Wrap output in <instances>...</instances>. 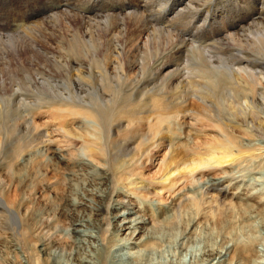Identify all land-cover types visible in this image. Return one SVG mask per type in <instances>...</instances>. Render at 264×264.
Masks as SVG:
<instances>
[{"label": "rangeland", "instance_id": "374dc122", "mask_svg": "<svg viewBox=\"0 0 264 264\" xmlns=\"http://www.w3.org/2000/svg\"><path fill=\"white\" fill-rule=\"evenodd\" d=\"M263 7L264 0H0V111L2 110L3 112H0V127L2 129H0V141H2L0 142V263L29 264V252H31L30 247L33 244L39 248L41 243L47 242L52 246L65 248L68 245L67 241H69L68 238L66 239L67 230L69 228L70 230L72 229V225L78 217L72 216L73 218L68 219L62 216L60 211L51 215V219L53 217L52 222L47 221L45 217L48 211L55 209V205H58V201L62 197H66L65 195L71 192L68 184H66L67 181L64 179L63 167H68V163L71 160L93 164V166L98 165L97 167H107L105 163H102L101 166L100 156H96V158L91 156L92 154L89 155L86 144L81 137L84 135L83 133L77 135L79 138L66 134V131H73V134L81 132L80 128L85 123L90 129L88 135L95 139L97 138L95 133L99 132V124L82 117L73 121L72 117L66 122L69 125L64 128L62 126L63 120L57 119L56 116L54 118L53 110L57 106L53 108L52 106H47L49 104L46 103L50 101L62 102L64 98L72 101L70 98H75L78 102L89 104V102L79 99V96L84 97L85 94L82 95L77 91L72 93V91L68 90V86L77 82V76L84 69L90 70L91 65L95 66L94 63L92 64V59H101L104 56L103 52L107 51L104 46L107 39L104 37L106 33L112 32L111 34H113L114 32L110 39L108 37L111 41H116L114 38H118V36H126L128 39L125 37L124 41L128 43V56L133 61V64L139 61V64L145 63L148 65L146 66L147 69L144 65V75L140 76L141 81L139 80V83L143 81V85H139L138 82L135 83L132 80L135 77V70H133L134 72L131 71L127 77H124L127 83L125 89L133 88V85L135 90L133 96L136 98L145 89L153 90L159 86L162 82V78H160L162 69L160 68H162L163 63L172 65L173 69L178 70L177 75L180 74L186 77L193 73L195 69L201 73V63L206 60L213 62L214 65H221L220 68H229L230 65V68L233 67V70L236 71L238 67H244V65L239 64L240 61L249 57L246 60H252L255 63H250L249 69L248 67L247 69H252L253 72H263L264 63L262 62H264V59L262 58L264 56L259 54L262 53L264 55V46L257 44L258 39L261 37L258 35H264V15H259ZM122 21L124 23L128 22L125 24L129 26L116 30V27L108 24H111V22L121 23ZM242 25H244L245 32H242L244 30ZM130 26L133 28L132 31L128 30L132 29ZM241 28V33H237L238 29ZM136 29L137 33H135ZM248 29L250 32H248ZM91 31L101 46H99L100 48L98 47L97 51H94V55V49L92 50L90 44ZM116 31L122 32H117L116 34ZM136 34H139V36ZM149 36L150 40L151 36H154V39H152L155 41L151 42L153 41L151 40L149 42ZM240 42L241 44L239 45ZM150 43H153V45ZM245 43H249V45ZM155 45L156 50H154ZM255 45H257L256 48ZM142 46L143 48H141ZM139 49L140 51H138ZM143 49L145 53H143ZM154 52L157 55L153 54ZM160 53L164 55L161 56ZM256 54L261 58L259 56L258 58ZM141 57L142 59L140 60L139 58ZM143 57H146L145 61H143ZM246 60L244 61L246 62ZM156 61L157 63H155ZM226 63L229 65L227 66ZM253 63L256 67H253ZM131 76L133 77L131 78ZM147 80L148 82H146ZM66 81H69V83ZM196 102H200L198 98L190 97L184 104L196 111V108L198 109ZM195 111L178 113L176 123L185 124L186 127L184 126L185 129H183L179 125L176 126L177 131L181 135L175 136L174 143L178 142V136L181 139L189 140L188 142L193 145L196 144L197 140L194 137L198 133L205 134L200 131V126H197L198 119L196 118L198 115L194 114ZM6 116L11 118H6ZM59 120L62 121L60 122ZM3 124L7 126L4 127ZM1 131H4V133L2 132L4 135ZM217 134V132L211 133V135ZM2 135L7 138L5 137L4 139ZM237 135L243 134L238 132ZM152 140L153 138L151 142L149 141L150 144L153 143ZM153 141L155 142L156 139ZM156 146L149 148L143 158L137 162L138 166L143 163L147 165L145 170L140 171L142 174L130 176V180L126 181L127 183L135 182L149 186L160 180L159 175L161 174H159V171L161 164L169 155L170 150L158 147L156 149ZM258 152L260 153L262 150H258L256 153ZM152 155H155V158L151 161ZM256 157L254 156L253 158L252 156L249 158L247 156V161L245 159L240 160L232 166L221 168L223 170L218 168L212 172L206 171V173L194 175L178 182L170 192L162 191L158 195L150 194L147 197H143L145 196L144 194L136 192L135 194L131 187H128L129 185L120 182L112 201L111 220L113 221L119 214L123 213L135 214L133 216L137 218L142 216L146 217V219L156 218V213L159 212V209L170 207L172 197L176 196L178 192L181 193L186 186L201 187L208 176L214 178L223 177L228 181V187L223 199H219L221 201L217 203L214 200L215 191L203 189L204 207L201 205L202 207H198L199 210H197L195 207H190L192 206L190 204L186 205L188 202L182 205V209L180 208L181 213L179 214L182 221L178 219L177 222L179 224L175 223L172 225L174 227H170L171 230L167 227L162 232L163 239H166L164 243V247H166L161 249L160 254L163 253L161 255L162 257L165 255V259L160 257L159 252L155 253L154 258L158 256L162 261L158 258V260L156 259L157 262L160 260L168 264H175V262L172 263V260H176V263H182L185 261L184 258H186L185 262L188 261L187 264H194L195 262L202 264L206 260L204 254L210 248H208L207 243L211 241L210 245L214 244V249L223 248L218 249V251L227 250L224 251L226 255L219 260L217 259L215 263L231 264V261H235L236 263L233 262L232 264H243L237 259L233 260L234 257L232 256L237 257L236 252L244 249L242 245L244 246L247 243L246 245L249 246L251 240L254 239V243L257 244L259 258H261L256 264H264V231L262 228L264 227V219L261 221L257 220L258 222L253 221L254 223L251 222L250 225L253 226L246 225L249 228H245V225L243 227L240 221L236 220L240 219V215L243 214L241 205L245 202L255 204L258 207L264 205V167L262 169L259 164L261 162L259 156L258 158ZM222 171L225 172L223 173ZM57 172L60 173L58 174ZM232 173L237 177L232 175ZM238 180L240 185L237 182ZM234 183L240 188L235 189ZM81 185L82 182L79 183V187ZM260 198L263 200L261 199L262 201L259 204L256 203ZM3 205L6 209L9 208L7 210H12L11 213L14 216L6 212L7 210H1L4 208ZM148 205L153 210L148 212ZM150 207L149 209H151ZM84 212H87V210H84ZM169 213V215H173L174 211L172 210ZM198 213L200 216H197ZM133 216L129 215L127 219ZM191 216L192 218L196 216L194 218L200 219V221L192 229V233L186 234L181 225L185 222L184 220H187L186 217H189L187 220L189 221ZM233 216L234 218L237 216V218L233 219ZM230 218L235 220L231 221V224L229 222ZM122 219L124 218H120L119 221ZM129 220L126 221L128 222ZM225 222L226 224H224ZM227 222L229 223L227 224ZM120 223H115L117 227L115 231L111 230L112 234L109 233L108 237L117 240L116 242L120 241L119 246L123 244L121 248L130 256H140V249L123 243L125 241L122 240L126 239L127 235L133 230L120 232ZM177 224L181 228H178ZM228 225L230 226L228 227ZM157 226L158 223L155 222L152 229L157 230ZM52 228L55 230H52ZM227 230H230V233H227ZM117 234L120 235L117 237ZM228 234L229 236H227ZM158 236L161 235L158 233ZM228 241H230V244ZM177 242L185 245L187 248L183 247L186 250L181 247L182 245L177 246ZM240 243L243 244L238 245ZM179 246L181 247L180 250ZM186 251L189 252L187 253ZM149 254L145 255L143 252L144 257L147 256L146 259L149 258ZM176 255L175 259L174 256ZM39 256L37 258L41 260ZM166 258H169L168 260L171 263ZM177 260H182V262ZM129 261L128 263L132 264L133 259Z\"/></svg>", "mask_w": 264, "mask_h": 264}, {"label": "bare ground", "instance_id": "6f19581e", "mask_svg": "<svg viewBox=\"0 0 264 264\" xmlns=\"http://www.w3.org/2000/svg\"><path fill=\"white\" fill-rule=\"evenodd\" d=\"M263 10L264 7L261 12L259 11L260 14L259 13L258 14L261 16L264 15ZM125 23L122 21L121 23L111 22V24L110 23L108 24L110 26L116 27V30H118L121 28H125L126 26H129L126 25L128 22L126 24ZM243 26L244 25H242V28ZM130 28L132 27L130 26ZM242 28L238 29L239 31L237 33H239L242 30ZM128 30L132 31L133 28L131 30L130 29ZM117 32L118 31H116V34ZM242 32H245V29ZM248 32H250L249 29ZM111 33L112 32L106 33L104 37H106L107 39L109 37L110 39V37L114 34V32L113 34ZM135 33H137V29ZM129 34L128 36L131 37ZM231 34L233 35V33ZM137 36H139V34ZM258 36L261 37L258 39L257 44H261L263 47L264 35H258ZM125 37L118 36V38L117 37L114 38L116 41H111L109 39L108 40L106 39L105 41L106 44L104 46L107 51L105 53L103 52L104 56L101 59L99 58L92 59V64L94 63L95 66L91 65L90 70L84 69V71H82L81 74L77 76L76 79L77 82L70 84L68 86L69 87L68 90L72 91V93L73 92L75 93V91H77L80 92L82 95L85 94L84 97L79 96V99L81 101H87L89 102V104L78 102L75 98H70L72 99V101L68 100V98H64L62 102L61 101L46 102L47 104H49L47 106H52L53 108L57 106L53 110L54 118L56 116L57 119H62L63 120L62 126L64 128H66L69 125L66 124V122H68V119L72 117H73L72 119L73 121L78 119L79 117H82V118H86L87 120L95 121L96 123L99 124L100 127L98 129L99 132L95 133V135L97 136V138L95 139H92L88 135L90 129L85 123L81 128L79 127L81 129V132H76L73 134V131H66V134L73 136L75 138H79L77 135L83 133L84 135H82L81 137L83 138L84 143L86 144V148L88 149L87 151L89 155L92 154L91 156L93 157L100 156L99 159L101 161L100 162L101 166L102 163L103 164L105 163L107 167H97L98 165L93 166V164L91 165L89 163H81L79 161L76 162L73 160H71L69 163L67 161L69 166L68 167L66 166V168L63 167V172H64V179L67 181L66 184H68L69 186L68 188H70L71 192L69 191L70 193L68 195H65L66 197H62L59 201L57 200L58 205L55 203L56 204L55 209H51V211H48L45 217L47 218V221L52 222L53 217L51 219V215L53 213H56L57 211H60L62 216H65L68 219L71 218L72 216H77L78 219L73 223L72 229L70 230L69 228L67 230L66 239L68 238L69 241H67L68 245H66L67 242L65 243L66 245L65 248L64 247L62 248V246L61 247L52 246L50 243H47L45 241H44L45 243H41L39 245V248L36 247L35 244H33V246L30 247L31 252H29L30 253L29 264H129L128 263L130 262L129 260L132 259H133L132 264H168V263H163L164 261L161 262L162 259L165 257V255H163L162 257L161 254L163 253L160 254V252L162 248L166 247V246L164 247V243L166 239L164 240L162 237L163 230L167 227L170 228L175 223H178L177 222L178 219L180 220L181 218L179 217L180 216L179 214L181 213L180 208L186 202H188V204L186 205L190 204L192 205L190 207L192 208L195 207V209L197 208V210H199V208L203 206V202H204V195L202 192L203 189L211 190L213 192L215 191L216 195L214 200L217 203L221 201L219 199H223V197L225 196L227 190L226 188L228 187L227 186L228 181H226L225 178L223 177L214 178L208 176L205 183L201 187H197V186L194 187L193 185L186 186L185 188H183V191L181 193L178 192L176 196L172 197V200L170 202L171 210L170 207L159 209V212L156 213L157 214L156 218L152 217L150 219H146V217L144 216H142L141 218L140 217L137 218L133 216L135 214L123 213V214H119L117 218L115 217L116 219L112 221L111 220L112 218L110 217V212L113 210V208L111 206L113 203L112 202L113 197L116 194V190L117 187L119 186V183L120 182L126 183L127 185H129L128 187H131L134 193L135 192L138 194L142 193L145 195L143 197H147L150 194L158 195L162 191L170 192L171 190H173V188L177 185L178 182L188 179L189 177H192L194 175L206 173V171L212 172L218 168L221 169L223 167H229L232 166L233 164H236V162L240 160L242 161L243 159L247 161L246 160L247 156H249V158H251L252 156L253 158L254 156L255 157L257 156L256 158H258L259 156V159H261V162L259 164L262 166V169L264 167V156H263L264 154V73L263 72L264 71L258 72L255 69L256 72H253L252 69L248 70L249 69L248 66L250 65V63L254 61L246 60L249 59V57L247 56L248 58L243 59L239 63L240 65H244V67H238L236 71H234L233 67L230 68L229 64H228L229 68H225V67L220 68L221 65L220 66L214 65L213 62L205 59L206 61L201 63V73H199L198 70L195 69L193 73H190L189 76L186 77H183V75L180 74L177 75L178 70L176 71L175 69H173V66L170 64L163 63V65L161 66L162 68H160L157 65L160 69H162V73L160 77L162 78V82L159 84V86L156 89L154 88L153 90L145 89L139 96H136V98H134L133 96V93H135L134 86L132 85L133 88H129L128 90H126L125 88L127 86V83L125 82L124 77H127L128 75H130L129 73H131V71L135 70L136 71L135 77L132 80L135 83L136 82L139 83V80L141 81L140 76L142 74L144 75L143 73L145 71L143 70L145 69L144 65L145 67L148 65L145 63L139 64L138 63L139 61L133 64V61L130 60L128 56L129 54L128 43L124 41ZM153 37L151 36V40L154 39ZM126 39L128 38L126 37ZM90 40H91L90 42L91 48L92 50L94 49L93 50V55H94V51L98 50L100 43L96 41L94 37V33L92 31L90 35ZM151 40L149 36V42ZM154 41L155 40L151 42ZM149 42L147 43L149 44ZM150 44L153 45V43ZM240 44L241 42L239 43V45ZM245 44L249 45V43H245ZM256 46L257 45H255V48ZM141 48H143V46ZM155 48L156 45L154 47V50H156ZM140 49L138 51H140ZM143 53H145L144 49H143ZM155 53L156 52H154L153 54ZM139 54L141 55L140 52ZM160 55L163 56L164 54L162 55L160 53ZM256 55L257 57L259 55L264 56L262 53ZM145 58L143 61H145ZM139 59L141 60L142 57ZM244 60H246V62ZM155 63H157V61ZM223 64L225 65V63ZM253 67H256V65H254ZM132 77L133 76H131V78ZM152 79L154 80V78ZM66 82L69 83V81ZM146 82H148V80ZM139 85H143V81L140 82ZM190 97L198 98L200 101V102H196V105L198 107V109L195 107L196 111L192 110V107L190 108L187 104H184L187 101V99H189ZM190 111H195L194 114L198 115L196 118L198 119L197 126H200L201 128L200 131L202 133L203 132L205 133V134L198 133L197 136L194 137L195 140H197L196 144L193 145L190 142H188L189 140L187 141L185 140V138L181 139L178 137L179 135H181V133L177 131L178 129L176 127L179 125L181 128L183 127V129H185L186 127L185 124L182 123L177 124L176 118L179 112L185 113ZM0 112L3 113L2 110ZM7 117L9 116H6V118ZM3 126L5 127L7 125L3 124ZM163 127H164V131H163ZM236 131L242 133L243 135H237L238 132L236 133ZM2 132L4 133V131H1V133ZM212 132H217L218 134L211 135ZM3 135L2 137H4L5 139L6 136ZM176 135H178L177 139L179 140L177 143H174ZM152 138L153 140L156 139V141L154 142L152 140L153 143L150 144L149 141L151 142ZM152 146H156L155 147L156 149L158 147V148H165L167 150L168 149L170 150L169 155L167 156V158L163 160L161 164V169L159 171V174H161L159 175L160 180L158 182L152 183V185L149 186L135 182L127 183L126 181L130 180L129 179L130 176H138L139 174H142L140 173V171L142 172L143 170H145L147 165L143 163L142 165L138 166L137 162L141 158H143L145 152L149 150V148H151ZM258 150L260 151L262 150V152L256 153ZM155 155H152L153 157H151L150 159L151 161L155 158ZM53 158H55V156H53ZM13 159H15V157H13ZM257 169L259 168L257 167ZM232 175L236 176L233 173ZM80 182H82L81 185L82 187L81 186L79 187ZM237 182L239 184V180ZM234 184L233 186L236 187L235 189H237L239 186L237 184L235 185ZM83 189L85 190L83 191ZM262 198L256 201V203L259 204V202L263 200ZM150 206L149 205L147 206L148 212L150 210H153ZM149 207L151 209H149ZM7 209L4 207L1 210H7ZM84 210H87V212H84ZM172 210L174 211V213H172L173 215H169L170 214L169 212ZM241 210L243 211V214L240 215L241 216L240 219H236L237 216H235L236 218H234L233 216V219L240 221L243 227L245 225V228H249L248 226L251 224V222L254 223L257 220L261 221L264 219V205L258 207L255 204H249L248 202H245L244 204L241 205ZM11 211L7 210L6 212H9L12 216H14V214L11 213ZM129 215H132L133 217L128 218L130 220L127 222L126 221L128 220L127 216ZM197 216H200L199 213ZM194 217L192 218L191 216V219H189V221H187L189 217L188 218L186 217L187 220H184L185 221L184 223L181 222L182 229L184 228L183 230L185 231L186 234L192 233L191 231L195 227V225L199 224L200 219L197 218L195 219ZM120 218H124V219L119 221ZM231 218L229 220L230 224L231 221H235V220H231ZM119 222H121L120 232L124 230H133V232L128 234L127 235L128 237L126 239H123L122 241H125L123 243H125V245L127 246H134V248L140 249L142 251V252L140 251L139 254L140 256L138 257L130 256L129 254L125 253L121 248L123 244L119 246L120 241L116 242L117 240H113L112 238L108 237V234L111 233L112 229L113 231H115V228L117 227L115 223H119ZM155 222L158 223L157 230L152 229L154 228L153 226ZM229 222H227V224ZM224 224H226V222ZM181 226L179 225L180 228ZM229 226L230 225H228V227ZM53 227L55 228L56 226ZM54 228H52V230ZM262 228L264 231V227ZM184 231H182V233H184ZM229 231L227 233H230ZM141 233L143 234L140 236ZM158 233L161 236H158ZM179 233L181 232L179 231ZM119 235L120 234H117L116 236L118 237ZM181 235L184 236L183 234ZM227 236H229V234ZM114 238L116 237L114 236ZM187 238L190 240L189 237ZM229 239L232 241L231 238ZM223 241L225 240L223 239ZM210 242L211 241L207 243L208 248L209 247L210 248L207 250V252L205 250L206 254H204V256L206 260L203 257L205 261L202 262V264H220V263H215V261L217 259L219 260L224 255H226V253L224 252L226 249L218 251V249H223V248H217L216 250L214 249V244H212L213 246L212 247L210 245ZM229 242L230 241H228V243ZM254 242H255L254 239L251 240V243L249 241L250 245L248 246L246 245L247 244L246 243L244 244L245 247L242 245L244 242L238 244V245H242L244 249L240 251H238L237 249L238 251L236 252L237 257L232 256L234 257L233 260L237 259L243 264H256L258 260H261V258H259V254H258L259 252L256 247L257 244ZM179 243L177 242V246L182 245V243L181 244ZM183 246L187 248L185 245H182L181 247ZM181 247L179 248V250L181 249ZM184 247L183 249H185ZM143 252L145 255L150 253L148 255L149 256L148 259H146L147 256L144 257ZM145 252H149V253L146 254ZM156 252H159V255H161L160 257L162 259L158 256L157 258H154ZM38 255H40L39 257L41 258V260L37 258ZM176 257L177 255L174 256L175 259ZM158 258H160L161 261L159 260L157 262ZM179 258L182 259L181 257ZM196 258L195 260H197ZM38 260L40 261V263ZM182 260H177V261L182 262ZM184 260L186 261V258H184ZM198 260L200 261V259ZM192 261L194 263V259ZM173 262H175V264L188 263V261L185 263L183 262L176 263V260L175 261L172 260V263ZM233 262L236 263L235 261H231V264ZM194 264L197 263L195 262Z\"/></svg>", "mask_w": 264, "mask_h": 264}]
</instances>
